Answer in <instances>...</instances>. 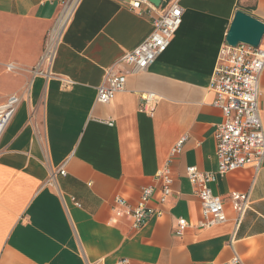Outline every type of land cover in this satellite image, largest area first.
<instances>
[{
    "label": "crops",
    "instance_id": "0c3cea01",
    "mask_svg": "<svg viewBox=\"0 0 264 264\" xmlns=\"http://www.w3.org/2000/svg\"><path fill=\"white\" fill-rule=\"evenodd\" d=\"M64 1L0 0V103L19 99L0 136V264H264V158L217 175L210 188L227 220L209 228L195 226L201 203L185 173L216 170L222 111L211 75L235 10L264 22V0H179L182 21L167 49L127 74L107 103L96 100L97 86L150 32L159 8L75 0L49 68H39ZM143 92L158 96L152 114L139 110ZM258 106L264 131V68ZM167 163L173 195L158 205L156 174ZM146 186L161 214L139 228L113 219L114 198L134 203ZM231 192L251 200L237 228ZM178 218L189 224L182 234Z\"/></svg>",
    "mask_w": 264,
    "mask_h": 264
},
{
    "label": "built area",
    "instance_id": "2783aa9c",
    "mask_svg": "<svg viewBox=\"0 0 264 264\" xmlns=\"http://www.w3.org/2000/svg\"><path fill=\"white\" fill-rule=\"evenodd\" d=\"M70 2L72 0L64 1L60 15L47 34L39 68L41 65L49 68L52 62L56 45L71 16L63 22V13ZM141 3L155 9L159 8V14L152 20L150 32L134 48L126 51L107 68L102 82L96 88L98 102L107 103L115 93L122 91L127 74L146 70L167 49L181 24L182 8L179 0H168L166 4H160L157 7L147 0H129V5L135 9H139ZM6 68L13 70L14 66L7 64ZM263 68L264 35L257 47L242 43L230 46L224 42L219 49L209 83V88L215 94L213 105L222 111V121L216 126L214 133L217 167L214 172L200 171L193 165L185 169L186 176L194 185L195 193L201 203L202 219L195 224L198 228H209L227 220L224 200L214 194L210 188V184L216 180L217 175L246 165L258 168L263 161L264 131L258 106L259 78ZM64 82L70 83L68 80ZM140 97L139 110L152 114L158 102V96L153 92H143ZM18 102V97L11 95L6 101L0 103V136L11 120ZM184 142L185 137L178 139L170 150V156L179 154ZM58 171L60 174L65 173L62 167ZM156 178L160 186L155 200L158 205H162L173 195L168 163L157 172ZM154 193V187H143L139 198L134 203L116 196L112 207L113 219L125 218L130 221L132 228H139L148 217L154 214L160 215V210L149 206ZM229 200L234 211L233 223L237 228L245 212L251 208V200L247 193L239 192H231ZM188 226L186 219L178 218L174 231L176 234H182ZM85 264L103 263L96 260L87 261Z\"/></svg>",
    "mask_w": 264,
    "mask_h": 264
},
{
    "label": "water",
    "instance_id": "95a60500",
    "mask_svg": "<svg viewBox=\"0 0 264 264\" xmlns=\"http://www.w3.org/2000/svg\"><path fill=\"white\" fill-rule=\"evenodd\" d=\"M154 6H159L161 0H147ZM264 35V22L253 15L241 10H235L229 28L225 35V42L230 46L238 43L257 47Z\"/></svg>",
    "mask_w": 264,
    "mask_h": 264
},
{
    "label": "bare ground",
    "instance_id": "6f19581e",
    "mask_svg": "<svg viewBox=\"0 0 264 264\" xmlns=\"http://www.w3.org/2000/svg\"><path fill=\"white\" fill-rule=\"evenodd\" d=\"M73 1H75V0H72V2H70L68 4V6L66 7V9H65V11L63 13V15H64L63 16L64 17L63 22H65L69 18V16L71 15L72 8H73V3H74ZM61 26H63V25H61Z\"/></svg>",
    "mask_w": 264,
    "mask_h": 264
}]
</instances>
